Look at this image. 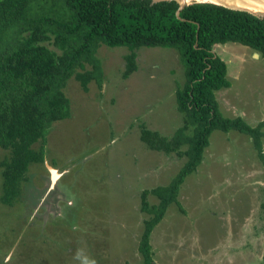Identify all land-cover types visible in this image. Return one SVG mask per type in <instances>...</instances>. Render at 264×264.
Masks as SVG:
<instances>
[{"label": "rangeland", "instance_id": "obj_1", "mask_svg": "<svg viewBox=\"0 0 264 264\" xmlns=\"http://www.w3.org/2000/svg\"><path fill=\"white\" fill-rule=\"evenodd\" d=\"M214 51L226 61L231 83L216 92L222 113L254 127L264 122L262 53L237 42L216 44ZM129 52L100 45L102 86L93 80L86 92L75 77L68 80L71 114L52 124L44 161L30 164L10 203L2 199L1 162L11 151L0 148V264H75L77 248L97 264H143L139 242L151 214L141 211V193L169 184L187 158L148 147L141 126L170 137L183 124L176 91L186 75L175 48L142 46L138 69L124 78ZM209 140L180 187L179 203L153 229V258L157 264H264V163L247 134L216 129ZM148 200L159 201L152 194Z\"/></svg>", "mask_w": 264, "mask_h": 264}, {"label": "trees", "instance_id": "obj_2", "mask_svg": "<svg viewBox=\"0 0 264 264\" xmlns=\"http://www.w3.org/2000/svg\"><path fill=\"white\" fill-rule=\"evenodd\" d=\"M178 8L176 0H0V148L11 151L1 162L4 202L19 196L30 164L44 161L52 124L70 116L68 80L75 77L86 92L93 80L102 86V43L130 49L124 78L138 69L136 50L142 46L173 47L185 66L186 81L176 91L183 124L170 137L141 126L148 147L187 158L169 184L141 193V211L151 214L139 242L143 264H157L153 229L179 203L180 187L202 162L214 130L249 135L264 163V122L254 127L220 110L216 92L231 83L226 61L214 51L216 44L237 42L264 56V16L211 2L188 4L179 15ZM150 194L157 204H150Z\"/></svg>", "mask_w": 264, "mask_h": 264}, {"label": "water", "instance_id": "obj_3", "mask_svg": "<svg viewBox=\"0 0 264 264\" xmlns=\"http://www.w3.org/2000/svg\"><path fill=\"white\" fill-rule=\"evenodd\" d=\"M153 2H158V1H164V0H152ZM178 3H179V8L177 10V14L179 15L180 14V11L188 4H191V3H194V2H199L197 0H176ZM242 2L244 0H241ZM252 1H255V2H260V3H263L264 4V0H252ZM206 2H211V3H215V4H219V5H223V6H226V7H229V8H233V9H240V10H247V11H250L258 16H264V12H255L253 10H250L249 8H247L246 6H243V5H237V4H231V3H228L224 0H208Z\"/></svg>", "mask_w": 264, "mask_h": 264}, {"label": "clouds", "instance_id": "obj_4", "mask_svg": "<svg viewBox=\"0 0 264 264\" xmlns=\"http://www.w3.org/2000/svg\"><path fill=\"white\" fill-rule=\"evenodd\" d=\"M69 206H74V201H69ZM72 259L75 264H97L94 257L90 256L84 248H77L73 254Z\"/></svg>", "mask_w": 264, "mask_h": 264}, {"label": "bare ground", "instance_id": "obj_5", "mask_svg": "<svg viewBox=\"0 0 264 264\" xmlns=\"http://www.w3.org/2000/svg\"><path fill=\"white\" fill-rule=\"evenodd\" d=\"M197 1L206 2L208 0H197ZM224 1L231 4L246 6L247 8L255 12H264V4L260 2H255L252 0H244L243 2L241 0H224ZM58 176H59L58 172L54 171V178L57 179Z\"/></svg>", "mask_w": 264, "mask_h": 264}, {"label": "crops", "instance_id": "obj_6", "mask_svg": "<svg viewBox=\"0 0 264 264\" xmlns=\"http://www.w3.org/2000/svg\"><path fill=\"white\" fill-rule=\"evenodd\" d=\"M231 86V85H230ZM229 86V87H230ZM229 87H227V88H225V89H228ZM221 95H222V97L223 98H225L226 97V95H227V92H222L221 93ZM225 103H227L228 105H232V103L230 102V100L229 99H226V101H224ZM219 106H220V103H219ZM221 107V106H220ZM220 110H221V108H220ZM222 112V111H221ZM243 114V113H242ZM244 115V114H243ZM228 117V116H227ZM237 117V116H236ZM241 117V116H240ZM243 118V117H242ZM244 119V118H243ZM51 168V167H50ZM53 168L55 169V170H57V171H59L57 168H55L54 166H53ZM60 172V171H59ZM60 175H61V172H60ZM60 177V176H59ZM59 177L57 178V180L59 179ZM57 180L53 183V184H55L56 182H57Z\"/></svg>", "mask_w": 264, "mask_h": 264}]
</instances>
